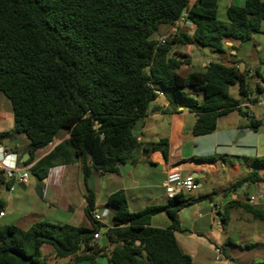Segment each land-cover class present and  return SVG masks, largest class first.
Returning <instances> with one entry per match:
<instances>
[{
	"label": "trees",
	"instance_id": "trees-1",
	"mask_svg": "<svg viewBox=\"0 0 264 264\" xmlns=\"http://www.w3.org/2000/svg\"><path fill=\"white\" fill-rule=\"evenodd\" d=\"M218 7L219 0H0V92L12 106L13 133L27 140L30 158L24 165L62 132L71 136L29 172L43 182L66 147L73 154L65 161L79 159L85 178L93 171L118 173L121 165L136 162L140 150L160 151L167 159V139L143 145L133 133L159 93L171 98L175 109L197 115L195 137L213 133L219 119L232 111L248 119L245 127L257 131L259 121L231 97L230 87L238 85L249 103L258 102L264 92L259 70L250 74L237 62H210L203 71L187 76L178 72L184 62L173 51L176 44L225 54L226 39L247 43L262 33L263 0L228 7L227 22L219 19ZM183 15L195 26L193 33L181 29L162 44L152 39L161 26L176 25ZM8 135L0 133V143ZM249 165L253 171L224 188V195L264 181L257 170L264 168V157ZM0 185L11 187L3 170ZM214 195L187 199L181 192L164 205L131 212L125 193L117 191L107 199L114 213V225L107 228L92 216L96 195L89 190L85 215L90 228L46 221L29 229L0 225V264H51L41 253L43 246L57 259L76 263L104 257L109 264H191L175 236L180 231L178 213ZM230 206L264 221L262 209L238 201ZM161 213L170 226L151 227V219ZM102 230L105 247L94 242Z\"/></svg>",
	"mask_w": 264,
	"mask_h": 264
},
{
	"label": "crops",
	"instance_id": "crops-1",
	"mask_svg": "<svg viewBox=\"0 0 264 264\" xmlns=\"http://www.w3.org/2000/svg\"><path fill=\"white\" fill-rule=\"evenodd\" d=\"M244 5L245 0H219V19L227 22V8ZM173 28L172 24L161 26L152 39L156 42L165 40ZM261 29L264 34V22ZM184 30L193 33L195 26L188 24ZM258 35H254L247 43L226 39L225 55L229 63L237 62L242 70L247 68L251 74H255V70L260 72L259 67L248 68L245 64L246 60H258L254 51V47L260 43ZM201 49L194 45L173 46V51L184 62L178 70L182 76L203 71L210 63L201 62L198 65L203 54ZM193 54L197 58H193ZM216 60L211 62H221ZM261 84L264 87V82ZM261 96L256 103L241 104L245 105L249 117L259 121L257 131L245 127L248 119L237 113L219 120L213 133L199 137L192 134L197 115L182 107L175 109L171 98L159 96L158 104L154 103L157 100L151 103L149 114L135 124L133 133L143 145L167 139V159L160 151L145 153L140 150L135 155L136 162L121 165L118 173L93 171L85 178L81 161L66 162L65 156L73 154V151L70 147L62 148L56 165L49 170L43 182L40 183L29 172L26 184L9 180L10 188L0 185V213H4V216H0V225H17L29 229L36 222L46 221L56 225L90 228L85 208L88 192L92 190L96 195L95 211L102 217L100 223L110 228L114 225L113 210L107 206L111 194L123 191L131 212H138L150 205H164L169 200L165 183L170 174L178 172L181 177L191 178L197 185L195 190L183 191L187 199L216 193L212 200L193 203L178 213L180 231L175 236L183 253L191 257V264H264V221L255 219L239 206H230L231 202L238 201L264 210V181L244 186L234 193H222L235 180L253 171L249 161L264 157V98ZM13 130L14 114H0V133H9L1 139L0 147L15 155L4 160V163L7 167L18 169L31 168L71 137L69 132H62L54 143L37 151L33 161L25 166L21 160L29 155L27 140L23 135L14 134ZM29 158L30 155L27 160ZM257 170L264 178V168ZM32 177L35 180H31ZM35 185L42 189L38 197L33 192ZM77 214L80 225L74 223ZM170 224V219L164 213L151 219L153 228L166 229ZM103 232L100 231L101 236L97 240L100 247L107 245ZM216 247H221L223 252L219 260L215 258ZM41 253L51 264L61 260L54 256L49 246H43ZM62 260H65L64 264H109L104 257L80 263L73 259Z\"/></svg>",
	"mask_w": 264,
	"mask_h": 264
},
{
	"label": "built area",
	"instance_id": "built-area-1",
	"mask_svg": "<svg viewBox=\"0 0 264 264\" xmlns=\"http://www.w3.org/2000/svg\"><path fill=\"white\" fill-rule=\"evenodd\" d=\"M188 24H192L189 21L186 20V15H183L182 18L176 22V25H174V28L171 35H178L181 29H185ZM165 40H159L158 43L162 44ZM252 72H250L251 74ZM160 96L163 95V93H159ZM15 155L11 154L9 151L5 150V148L0 147V170L4 171L5 177L7 180H14L17 183L20 184H26L27 180L29 178V169H18L15 167H7L4 163V160H7L9 158H13ZM197 188V185L195 184L194 180L191 178H183L178 172H174L168 176V179L165 183V189L166 194L169 199L174 198L177 194L185 191V190H195ZM0 216H4V213L1 212ZM92 216L96 222H101V215L93 211ZM100 233H96L94 235V242L100 239ZM215 252V258L216 260H219L223 257V252L221 247H216L214 249Z\"/></svg>",
	"mask_w": 264,
	"mask_h": 264
},
{
	"label": "rangeland",
	"instance_id": "rangeland-1",
	"mask_svg": "<svg viewBox=\"0 0 264 264\" xmlns=\"http://www.w3.org/2000/svg\"><path fill=\"white\" fill-rule=\"evenodd\" d=\"M263 33V32H262ZM261 35L259 34L257 37L260 38V43L258 46H255L254 48L256 50L255 51V57L256 60L255 62L253 61H248L246 60L245 61V64L247 65L248 68H254V67H259L260 68V72L261 73V77H264V34ZM202 50V56L201 58H199V63L198 65H200L201 62H206V63H209L211 61H217L216 59H219L222 63L224 64H227L229 65V61L227 60L226 58V55L225 54H221V53H217V52H213L211 51L209 48L207 47H204ZM195 57V55L193 54V58ZM197 58V57H195ZM257 79V78H256ZM264 79V78H263ZM261 80V79H260ZM256 81V80H255ZM261 83L262 80H261ZM230 95L231 97H233L234 99H237L241 102V104L243 103H247L248 101L239 93V90H238V85H234V86H231L230 87ZM264 98V92L262 93V96ZM155 104H158V100L156 102H154ZM245 105H243L242 107L245 109L244 107ZM238 112L237 111H232V112H229L227 113L226 115H224L223 117H221L219 120H221L222 118H225V117H229L232 116L233 114H237ZM0 114H13V110H12V106H11V103L10 101L6 98V96L0 92ZM239 114V113H238ZM243 117V116H242ZM219 122V121H218ZM242 128H244V126H241ZM242 135V133H240ZM9 143H11V140H9ZM31 180H35L34 177H32ZM39 186L38 185H35V187L33 188V192L35 194V196L38 197V194H37V190H38ZM76 223V225H80L81 221H79V217H78V214H77V219L76 221L74 222ZM64 261L65 260H58L55 264H64Z\"/></svg>",
	"mask_w": 264,
	"mask_h": 264
},
{
	"label": "water",
	"instance_id": "water-1",
	"mask_svg": "<svg viewBox=\"0 0 264 264\" xmlns=\"http://www.w3.org/2000/svg\"><path fill=\"white\" fill-rule=\"evenodd\" d=\"M98 125H99V124H98ZM28 156H29V155L24 156V157L22 158L21 162H22V163L26 162ZM194 177H195V176H194ZM37 194H38V195H41V194H42V189H41L40 187H39L38 190H37Z\"/></svg>",
	"mask_w": 264,
	"mask_h": 264
}]
</instances>
